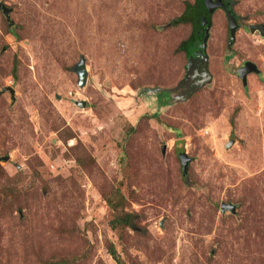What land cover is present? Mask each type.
Wrapping results in <instances>:
<instances>
[{
    "label": "rangeland",
    "instance_id": "374dc122",
    "mask_svg": "<svg viewBox=\"0 0 264 264\" xmlns=\"http://www.w3.org/2000/svg\"><path fill=\"white\" fill-rule=\"evenodd\" d=\"M196 1L0 0V264H264V0L186 98Z\"/></svg>",
    "mask_w": 264,
    "mask_h": 264
},
{
    "label": "water",
    "instance_id": "95a60500",
    "mask_svg": "<svg viewBox=\"0 0 264 264\" xmlns=\"http://www.w3.org/2000/svg\"><path fill=\"white\" fill-rule=\"evenodd\" d=\"M223 7H224V4H223L222 0H218L217 2H215L214 0H203V2L201 4L202 11L204 12V15L202 16V25L203 26L207 25V28L203 29L201 31V33H203L205 36L203 46H202L203 50L207 51L208 41L210 38V30H211L210 19H208L207 16L208 15L211 16L213 13H215V11H217L218 9L223 8ZM0 11H2L5 14L8 21H10L11 26H14L15 23L11 17L13 10L11 8H9L7 5L0 3ZM226 13H227L228 21L230 24L231 45H233L237 39V31L239 29V21H238V18L236 17V15L234 14V12L232 10L228 9ZM250 28H251L252 32L260 31L264 35V25H253ZM204 59H205V65H206L205 82L203 83L202 86L199 85L196 89H191V91L187 92L186 98L191 97L196 91H198L201 87L205 86L207 83H210L213 79L212 73L209 70V56L204 55ZM75 71L78 74L79 79H80L79 85L81 87H85L87 85L88 77H89L85 58H83L80 61V63L75 67ZM253 72L260 73L258 66L253 62L246 63V65L239 70L238 74L241 77V79L243 80L245 86H247V84H248V78H247L248 75L250 73H253ZM6 91H9L12 95V98L15 100V98H16L15 89L12 87H8L6 89ZM149 91L152 92L154 90H149ZM81 104H82V106H86L85 102H83ZM231 142L233 143L234 140H231ZM181 160H182L184 175H187L189 172V166H190V163L192 162V159L189 157V155L187 153H183V154H181ZM228 210H230L233 213H236V206L233 204H223L222 212L225 213Z\"/></svg>",
    "mask_w": 264,
    "mask_h": 264
},
{
    "label": "flooded vegetation",
    "instance_id": "af4514ba",
    "mask_svg": "<svg viewBox=\"0 0 264 264\" xmlns=\"http://www.w3.org/2000/svg\"><path fill=\"white\" fill-rule=\"evenodd\" d=\"M214 1L217 2L218 0H214ZM222 2L224 4V7L220 8V10H223L225 13L227 12L228 9L233 11L232 2L230 0H222ZM234 14H235V12H234ZM226 15H227V13H226ZM183 23H185V22H183ZM210 23H211V28H212V16H211ZM191 24H192V27H193V31H192V34H193V32H194V23L192 22ZM206 28H207V25L206 26H203V25L199 26L198 37H197L196 41L194 42L193 46H191L192 48L188 49V50H191V51L185 50V52H186V54L188 56V59H189V65H188V74H187L186 83H184V84L186 85L187 88H189L188 92L191 91V89H196L199 85L202 86L203 83L205 82V68H206V65H205L204 55H208V46H207V51L203 50L202 46H203V42H204V37L205 36H204L203 33H201V31L203 29H206ZM239 28H240V25H239ZM210 32H211V30H210ZM237 33H238V31H237ZM248 62H250V61H248ZM209 70H210V61H209ZM253 73H255V72H253ZM249 75H248V77H249ZM174 93L175 92L171 91V92H169L166 95L165 92H163L164 96L162 97V95H161L160 97H162V99L164 98V100H165L168 96H175Z\"/></svg>",
    "mask_w": 264,
    "mask_h": 264
},
{
    "label": "trees",
    "instance_id": "16d2710c",
    "mask_svg": "<svg viewBox=\"0 0 264 264\" xmlns=\"http://www.w3.org/2000/svg\"><path fill=\"white\" fill-rule=\"evenodd\" d=\"M203 0H197L196 4L190 5L187 7L185 13L175 21V23H194V32L193 34L190 36V40H186L185 42H183V44L181 45V48L185 51H191L188 49H191L194 44V42L196 41L197 37H198V30H199V26H202V16L204 15V12L202 11L201 8V4H202ZM207 15V14H206ZM212 16V15H211ZM211 16L208 15V19L211 20ZM200 22V23H199ZM111 254L114 257V259L119 263V259L116 255V249L113 248L111 250Z\"/></svg>",
    "mask_w": 264,
    "mask_h": 264
}]
</instances>
